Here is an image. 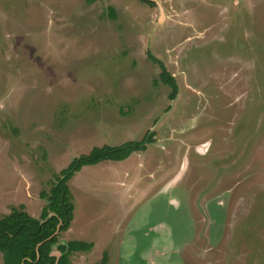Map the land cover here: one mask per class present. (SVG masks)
I'll return each mask as SVG.
<instances>
[{
	"label": "rangeland",
	"instance_id": "rangeland-1",
	"mask_svg": "<svg viewBox=\"0 0 264 264\" xmlns=\"http://www.w3.org/2000/svg\"><path fill=\"white\" fill-rule=\"evenodd\" d=\"M151 1L0 0V217H38L75 158L152 133L145 151L68 180L58 241L93 242L71 264H118L133 214L132 264L150 263L161 222L176 228L155 234L167 264H264V0Z\"/></svg>",
	"mask_w": 264,
	"mask_h": 264
},
{
	"label": "trees",
	"instance_id": "trees-1",
	"mask_svg": "<svg viewBox=\"0 0 264 264\" xmlns=\"http://www.w3.org/2000/svg\"><path fill=\"white\" fill-rule=\"evenodd\" d=\"M95 1L97 0H87L88 3ZM141 1L150 5L154 4L151 0ZM109 14L111 17L115 16L112 7H109ZM148 57L160 66V80L171 88L169 99L175 98L178 90L174 77L167 71L162 61L150 53ZM150 135H145L139 141L95 146L88 154L75 158L65 169L61 170L48 191L42 190L39 193L44 204L38 217L27 213L23 205L12 207L9 213L0 217L2 264H71L73 253L89 251L93 247V242L74 239L63 244L58 241L60 233L69 228L73 219L74 205L68 180L84 165H94L105 160L126 159L132 152L145 148L144 142L153 140L152 133ZM59 223V231L53 235ZM53 246L61 252L58 259L51 255ZM106 261L105 253L102 260L94 264H105Z\"/></svg>",
	"mask_w": 264,
	"mask_h": 264
},
{
	"label": "water",
	"instance_id": "water-1",
	"mask_svg": "<svg viewBox=\"0 0 264 264\" xmlns=\"http://www.w3.org/2000/svg\"><path fill=\"white\" fill-rule=\"evenodd\" d=\"M177 179H179L178 175L176 177H174L171 180V182L173 183V181L177 180ZM171 182H170V184H168V185L166 184L165 185V191H163V192L164 193H168L170 195V196H168V201H169L170 204H173L175 202V198H174L175 195L172 194V191H174L175 189H174V186H171L172 185ZM179 189L182 190V188L180 186H179ZM168 190H169V192H168ZM181 194H183V193H181ZM133 218H134V214L131 216V218L129 220V225L127 226V228L124 231V236L119 242L120 244H119L118 248L120 249V252H119L118 264H132L131 262L124 260V258L122 257V250H123V246L125 245V240L128 237V234L131 235V233L133 232V226L130 225L132 223L131 221H132ZM175 218H176V215H175ZM175 218L173 220H171V221L175 222ZM59 226H60V223L57 225V229H56V231L54 232L53 235H55L59 231ZM175 230H176V228H174V224H171V222H161L157 226L154 225V226L149 227L150 233H148L149 234L148 235V239H149V241L152 239L153 243L157 244V246H155V248H154V254L148 256L149 257L148 261L150 262L149 264H167V263H169V262H167L165 260H162L161 256L159 255L160 254L159 253V248L160 247H164V246H162V243L158 240V237H162L163 236L165 242H167V239L170 241L171 240V237H170L171 235H167V234H171V232H173V234H176ZM155 234L158 235L157 238L155 237ZM152 235L155 238H152ZM63 244H65V243H63ZM150 246H152L151 242L148 244L147 248H150ZM165 246H167V245H165ZM139 253H140L139 251H135L134 252V254L136 255V260H137V254H139ZM51 255H54L56 257V259H58L60 257V255H61V252L56 248V246H53V250L51 251ZM137 262L140 263V260H137Z\"/></svg>",
	"mask_w": 264,
	"mask_h": 264
},
{
	"label": "flooded vegetation",
	"instance_id": "flooded-vegetation-1",
	"mask_svg": "<svg viewBox=\"0 0 264 264\" xmlns=\"http://www.w3.org/2000/svg\"><path fill=\"white\" fill-rule=\"evenodd\" d=\"M152 138H154V135H153V134H152ZM129 141H136V140H129ZM126 142H127V141H126ZM153 142H154L153 140H152V141H145V142H144V143H145V144H144V145H145V146H144L145 148H141V149H139V150H140V151H142V150L145 151V150L147 149V144L149 145V144H151V143H153ZM123 143H124V142H123ZM139 150H137V151H139ZM134 152H135V151H134ZM181 161H182V160H181ZM147 162H148V161H147ZM147 164H149V163H147ZM179 165H180V167H182V165H183V161L180 162ZM147 167H149V166L146 165V167H145L144 170H146ZM180 169H181V168H180ZM105 253H106V252H105ZM103 255H104V254H103ZM95 263H97V262H95ZM93 264H94V263H93Z\"/></svg>",
	"mask_w": 264,
	"mask_h": 264
},
{
	"label": "bare ground",
	"instance_id": "bare-ground-1",
	"mask_svg": "<svg viewBox=\"0 0 264 264\" xmlns=\"http://www.w3.org/2000/svg\"><path fill=\"white\" fill-rule=\"evenodd\" d=\"M200 146V145H199ZM199 146H197V148L199 147ZM203 146V145H202ZM200 148V150H201V152H203V149H202V147H199ZM188 159V158H187ZM182 168V167H181ZM186 170V169H185Z\"/></svg>",
	"mask_w": 264,
	"mask_h": 264
},
{
	"label": "crops",
	"instance_id": "crops-1",
	"mask_svg": "<svg viewBox=\"0 0 264 264\" xmlns=\"http://www.w3.org/2000/svg\"><path fill=\"white\" fill-rule=\"evenodd\" d=\"M1 255V254H0Z\"/></svg>",
	"mask_w": 264,
	"mask_h": 264
}]
</instances>
